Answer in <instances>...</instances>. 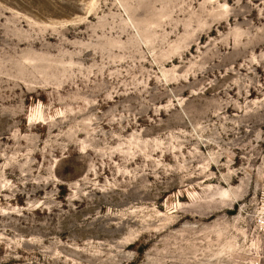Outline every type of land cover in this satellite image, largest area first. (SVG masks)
<instances>
[{"label":"rangeland","instance_id":"rangeland-1","mask_svg":"<svg viewBox=\"0 0 264 264\" xmlns=\"http://www.w3.org/2000/svg\"><path fill=\"white\" fill-rule=\"evenodd\" d=\"M263 211L264 0H0V264H264Z\"/></svg>","mask_w":264,"mask_h":264},{"label":"built area","instance_id":"built-area-1","mask_svg":"<svg viewBox=\"0 0 264 264\" xmlns=\"http://www.w3.org/2000/svg\"><path fill=\"white\" fill-rule=\"evenodd\" d=\"M256 227L259 232H264V211L257 217Z\"/></svg>","mask_w":264,"mask_h":264},{"label":"bare ground","instance_id":"bare-ground-1","mask_svg":"<svg viewBox=\"0 0 264 264\" xmlns=\"http://www.w3.org/2000/svg\"><path fill=\"white\" fill-rule=\"evenodd\" d=\"M34 117H37L38 119H40L41 118L40 113H37V112L35 113L34 112V114L31 115V119L34 118ZM222 195H225V197L227 196L226 194H222Z\"/></svg>","mask_w":264,"mask_h":264}]
</instances>
